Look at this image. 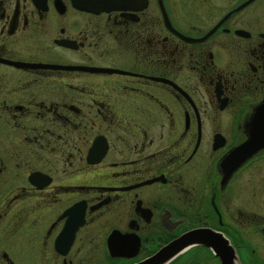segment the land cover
<instances>
[{"label": "flooded vegetation", "instance_id": "obj_1", "mask_svg": "<svg viewBox=\"0 0 264 264\" xmlns=\"http://www.w3.org/2000/svg\"><path fill=\"white\" fill-rule=\"evenodd\" d=\"M105 1L0 0V264H264V0Z\"/></svg>", "mask_w": 264, "mask_h": 264}, {"label": "water", "instance_id": "obj_2", "mask_svg": "<svg viewBox=\"0 0 264 264\" xmlns=\"http://www.w3.org/2000/svg\"><path fill=\"white\" fill-rule=\"evenodd\" d=\"M98 4L106 5L105 0H97ZM228 158L225 159V162ZM238 161L236 165L239 164ZM227 168V167H226ZM192 244H199L210 248L221 264H238L234 248L224 239L221 234L206 229H195L185 233L177 240L163 247L158 253L148 260L139 264H166L182 250Z\"/></svg>", "mask_w": 264, "mask_h": 264}, {"label": "rangeland", "instance_id": "obj_3", "mask_svg": "<svg viewBox=\"0 0 264 264\" xmlns=\"http://www.w3.org/2000/svg\"><path fill=\"white\" fill-rule=\"evenodd\" d=\"M203 251H198L195 253L193 259L189 262V264H212V260H209Z\"/></svg>", "mask_w": 264, "mask_h": 264}]
</instances>
